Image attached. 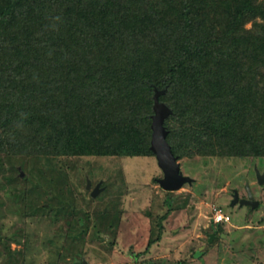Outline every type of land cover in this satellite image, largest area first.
I'll list each match as a JSON object with an SVG mask.
<instances>
[{
	"label": "trees",
	"instance_id": "obj_1",
	"mask_svg": "<svg viewBox=\"0 0 264 264\" xmlns=\"http://www.w3.org/2000/svg\"><path fill=\"white\" fill-rule=\"evenodd\" d=\"M155 87L178 157L264 156V0H0V154L153 155Z\"/></svg>",
	"mask_w": 264,
	"mask_h": 264
},
{
	"label": "rangeland",
	"instance_id": "obj_2",
	"mask_svg": "<svg viewBox=\"0 0 264 264\" xmlns=\"http://www.w3.org/2000/svg\"><path fill=\"white\" fill-rule=\"evenodd\" d=\"M178 161L193 181L168 191L157 181L163 173L154 154L1 153L0 264H83V257L89 264H174L166 257L162 261V253L177 256L176 251L185 254L191 244L195 246L199 240L194 236L201 224L211 221L214 206L231 215L226 224L230 236L224 244H238L233 236L241 229L236 225L259 222L258 212L251 220L232 213L224 204V185L252 181L251 167L254 162L264 165V156L192 154L179 156ZM98 180L102 189L91 195ZM252 186L264 200V185ZM165 199L171 211L157 240V220L167 207ZM177 227L183 231L172 234L170 229ZM228 248L217 255L212 249L204 263L180 264H257Z\"/></svg>",
	"mask_w": 264,
	"mask_h": 264
},
{
	"label": "flooded vegetation",
	"instance_id": "obj_3",
	"mask_svg": "<svg viewBox=\"0 0 264 264\" xmlns=\"http://www.w3.org/2000/svg\"><path fill=\"white\" fill-rule=\"evenodd\" d=\"M258 165L259 164L254 162L251 167V175L253 176L252 181L247 180L239 186L233 185L226 187V185H224L225 189L227 190V199L224 200V204L232 209V213L242 215V219L251 220L253 216L256 215L255 213L258 212V214L256 215V219L259 222L236 225V227L242 230H240V232H238V234H236L235 236L232 235L235 238V242L238 244H224V241H226L230 236L228 232L229 230L226 229V224L231 221V215H229V219L226 221H209L205 224H201L199 233L195 234L194 236L195 241L199 240V242L195 246L191 244L185 254L176 251L178 253L177 256H170V253H167L166 256V253L163 252L161 255V257H163L162 261H165L164 259L167 258V261L170 259L174 264L188 263L192 260H199V262L204 263L205 256L212 249L215 250L217 255L220 251L226 252L227 250H229L228 247L231 246L233 247L231 248V250L236 255L237 253H240L241 256H248L252 262H255L257 264H264V200H262L263 197L259 196L260 192H258V190L254 188L255 186H252L253 183L260 186V188L264 185V182H259L260 179L264 178V165ZM101 185L102 184L100 183V186ZM165 218L162 219V222L160 224L161 229L157 240H160L164 234L165 228L163 221ZM157 226L159 227V224H157ZM170 231L172 232V234H179V232L183 230L177 227L171 228ZM153 241L151 240V242H147L145 250L148 249L147 247H149ZM179 241L180 240H178V242ZM240 243L244 244L241 245ZM235 245H237V248L235 247ZM175 246L176 243H174V247Z\"/></svg>",
	"mask_w": 264,
	"mask_h": 264
},
{
	"label": "water",
	"instance_id": "obj_4",
	"mask_svg": "<svg viewBox=\"0 0 264 264\" xmlns=\"http://www.w3.org/2000/svg\"><path fill=\"white\" fill-rule=\"evenodd\" d=\"M162 92H164V89L154 88L149 146L163 173L161 177L157 178L159 185L166 190H175L180 188L185 182L191 183L193 178L182 172L180 162L178 161V155L173 153L166 139L167 129L164 125V120L172 112V109L166 101L159 99V95ZM20 175H22L21 171ZM259 182H264V178L260 179ZM90 183V179L87 177V189L90 187ZM100 183L101 181L95 183L91 189V195L97 194L102 189ZM82 262L83 264H89L84 257L82 258Z\"/></svg>",
	"mask_w": 264,
	"mask_h": 264
},
{
	"label": "built area",
	"instance_id": "obj_5",
	"mask_svg": "<svg viewBox=\"0 0 264 264\" xmlns=\"http://www.w3.org/2000/svg\"><path fill=\"white\" fill-rule=\"evenodd\" d=\"M229 219V214L224 211L220 206H214L210 214V220L213 222L226 221Z\"/></svg>",
	"mask_w": 264,
	"mask_h": 264
}]
</instances>
